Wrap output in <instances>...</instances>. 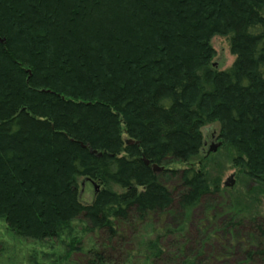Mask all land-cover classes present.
<instances>
[{"label":"trees","instance_id":"16d2710c","mask_svg":"<svg viewBox=\"0 0 264 264\" xmlns=\"http://www.w3.org/2000/svg\"><path fill=\"white\" fill-rule=\"evenodd\" d=\"M211 123L238 194L200 156ZM263 185L264 0H0V219L15 235L59 238L83 215L110 240L152 214L184 218L165 228L182 233L202 205L198 255L217 236L212 254L264 264Z\"/></svg>","mask_w":264,"mask_h":264},{"label":"rangeland","instance_id":"374dc122","mask_svg":"<svg viewBox=\"0 0 264 264\" xmlns=\"http://www.w3.org/2000/svg\"><path fill=\"white\" fill-rule=\"evenodd\" d=\"M214 50L212 66L215 69H226L234 61L226 37L215 35L210 40ZM204 138V148L201 155H206L207 166L213 176H218L223 184L231 176L233 185L224 186L227 194L242 192V173L232 162L233 151L229 148L217 147L214 152H207L209 147L219 142L217 135L219 124L211 123L201 128ZM212 135H215L214 138ZM197 160H195L196 162ZM169 167H184L174 163ZM252 183L249 184V187ZM258 198L261 199V214L264 215V185ZM97 189L92 183L83 182L80 187V199L83 203H90ZM191 221L180 232H165L166 227H184V218L171 215V220L165 214H152L144 220H132L130 224H122L117 235L108 240V233L103 230H90V223L83 216H78L71 225V229L59 238L35 240L15 235L7 224L0 219V264H230L229 258L212 254L215 251L218 237L210 238L203 247L202 254L198 249L202 246L194 227L195 221L205 215V207L198 205L191 210ZM184 217V216H183ZM178 221V225L176 224ZM121 223H118L120 226ZM165 232V233H164ZM157 239L163 251L158 258L153 256L152 241ZM206 235L207 232H204ZM181 234L183 236L181 237ZM202 234V233H200ZM185 236V237H184ZM78 240L77 248L69 255L68 250L72 242ZM211 244V245H209ZM184 248V251L181 250ZM196 254L198 256H196Z\"/></svg>","mask_w":264,"mask_h":264},{"label":"water","instance_id":"95a60500","mask_svg":"<svg viewBox=\"0 0 264 264\" xmlns=\"http://www.w3.org/2000/svg\"><path fill=\"white\" fill-rule=\"evenodd\" d=\"M130 143H132V142L130 141ZM219 145H220V142L211 145V146L209 147V150H208L207 152H214V151H216V149H217V147H218ZM143 160H144V162H145L146 164L149 163L146 159H143ZM162 168H163V166L153 165V170H154V171H159V170H161ZM232 176H233V175H231V176L227 179V181H225V182L223 183L224 186L230 187V186L233 185V182H234V181H233ZM95 189H97V186H96V185H95Z\"/></svg>","mask_w":264,"mask_h":264},{"label":"flooded vegetation","instance_id":"af4514ba","mask_svg":"<svg viewBox=\"0 0 264 264\" xmlns=\"http://www.w3.org/2000/svg\"><path fill=\"white\" fill-rule=\"evenodd\" d=\"M214 138H216V136L215 135H212ZM204 145H205V143H204Z\"/></svg>","mask_w":264,"mask_h":264}]
</instances>
